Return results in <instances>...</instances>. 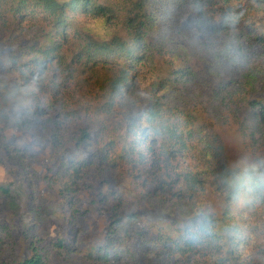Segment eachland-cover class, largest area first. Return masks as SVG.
<instances>
[{
	"label": "rangeland",
	"instance_id": "374dc122",
	"mask_svg": "<svg viewBox=\"0 0 264 264\" xmlns=\"http://www.w3.org/2000/svg\"><path fill=\"white\" fill-rule=\"evenodd\" d=\"M91 1L112 12L66 10L61 59L41 60L46 25L0 3V264L32 242L45 264H264V122L249 103L264 98V0L222 29L219 0ZM136 11L134 56L93 57L86 44H133ZM116 217L126 236L106 259Z\"/></svg>",
	"mask_w": 264,
	"mask_h": 264
},
{
	"label": "trees",
	"instance_id": "16d2710c",
	"mask_svg": "<svg viewBox=\"0 0 264 264\" xmlns=\"http://www.w3.org/2000/svg\"><path fill=\"white\" fill-rule=\"evenodd\" d=\"M216 1V0H215ZM220 3L217 4L215 14L217 17L221 18L217 24L219 27L225 28L228 26V22L230 19H232L233 16L236 18L239 17L241 14L245 13L247 10L251 9L253 5L257 2L259 3L261 0H219ZM210 2H214L210 0ZM0 3H5L9 7V11L12 12L14 15L17 16H30L35 18H40L42 22L46 25V29L44 31L45 34V42L36 45L34 47V56H39V60H41L42 57L47 58H55L58 57L61 59V43L58 38L59 36H64V33H66L64 30V27L68 25L69 21L67 11L71 13L77 12L78 8H82L85 12H92V14L96 15H102V16H108L109 12H112L111 7L108 4L99 5L92 3L91 0H0ZM244 3V6H243ZM139 7L142 6V1L138 0ZM213 6V4H210ZM215 6V5H214ZM81 9V10H82ZM67 10V11H66ZM137 13L133 17H127L123 19V25L126 27L128 32L132 33V38L135 39L133 44L130 47H125L122 44H118V50L116 51V48L110 47V44H86V48L90 50V54L95 57L96 55H101L102 58H111L114 55L118 54L121 56L122 54L128 55L130 57L134 56L133 49L135 47H140V32L142 31L141 28L146 25L147 22V15L142 14L140 17V13L136 11ZM204 9L199 7V21L204 17ZM139 18V25L136 26L134 24L135 19ZM42 23V24H43ZM66 29V28H65ZM117 52V53H116ZM38 54V55H37ZM17 59H20V52H18L17 57L15 58V62ZM38 57H36V63L39 62ZM119 63V62H118ZM20 64V63H19ZM18 64V65H19ZM124 65V64H122ZM122 68V67H121ZM125 68V67H123ZM119 69V72L114 75L113 77H110L109 83L111 84V91L114 93L118 90L120 91L125 84H127V72L125 69ZM261 81H264L262 79ZM247 84H250L251 86L253 83L249 82L247 80ZM260 88V92L264 95V83H262ZM262 99H256L255 101H250L249 103L254 106L255 112L254 116L258 118L260 121L264 122V103L261 102ZM159 109L155 110L153 107H148L143 109V115L141 116V119L143 118V121H146L150 125V129H152L153 133H156L157 128H155V125L153 124L157 118L159 117ZM170 130H175V124H167L162 125ZM178 130V129H176ZM87 133L83 132L82 136L87 137ZM183 136V133H181ZM180 144H185V140L183 139ZM184 178L187 182H192L194 179V176L192 174H184ZM246 176V177H245ZM243 182L244 180H249L251 186H253V190L257 193H261L260 184L257 181L256 177L248 174H243L242 176ZM227 181V179L225 178ZM227 185L230 187L229 195H234L239 193V187L242 185L240 183V180L235 179H229L227 181ZM4 192H7V189L5 187L2 188ZM129 218H133V215H128ZM125 221L116 217L112 219V221L109 223L107 227L106 232V242L104 245H100V249H102V252L100 253V256L106 259H109V252L113 250L119 249V243L118 239L120 237H125L126 232L124 229ZM206 226V225H205ZM189 230V229H188ZM193 232V231H192ZM209 240L214 241V238H216L215 234L211 231L209 232ZM194 235V234H193ZM32 254L18 262L17 264H45L46 260L45 257L37 251V247L32 242Z\"/></svg>",
	"mask_w": 264,
	"mask_h": 264
},
{
	"label": "clouds",
	"instance_id": "9594fccd",
	"mask_svg": "<svg viewBox=\"0 0 264 264\" xmlns=\"http://www.w3.org/2000/svg\"><path fill=\"white\" fill-rule=\"evenodd\" d=\"M112 34H113L112 32H109L108 33V38H110ZM40 75H43V74L41 73Z\"/></svg>",
	"mask_w": 264,
	"mask_h": 264
}]
</instances>
